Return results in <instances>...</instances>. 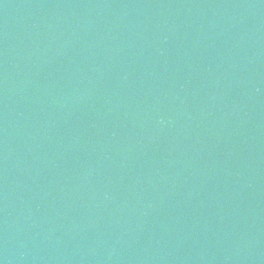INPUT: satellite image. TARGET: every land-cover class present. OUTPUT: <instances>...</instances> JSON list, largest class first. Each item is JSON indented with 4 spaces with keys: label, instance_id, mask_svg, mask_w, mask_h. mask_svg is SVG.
Instances as JSON below:
<instances>
[{
    "label": "water",
    "instance_id": "water-1",
    "mask_svg": "<svg viewBox=\"0 0 264 264\" xmlns=\"http://www.w3.org/2000/svg\"><path fill=\"white\" fill-rule=\"evenodd\" d=\"M0 264H264V0H0Z\"/></svg>",
    "mask_w": 264,
    "mask_h": 264
}]
</instances>
